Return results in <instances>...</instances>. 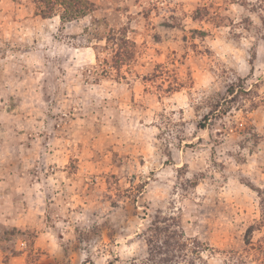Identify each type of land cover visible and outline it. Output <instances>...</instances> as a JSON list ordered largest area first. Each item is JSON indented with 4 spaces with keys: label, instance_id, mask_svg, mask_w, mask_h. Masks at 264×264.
Wrapping results in <instances>:
<instances>
[{
    "label": "rangeland",
    "instance_id": "374dc122",
    "mask_svg": "<svg viewBox=\"0 0 264 264\" xmlns=\"http://www.w3.org/2000/svg\"><path fill=\"white\" fill-rule=\"evenodd\" d=\"M91 1L0 0V264H264V0Z\"/></svg>",
    "mask_w": 264,
    "mask_h": 264
},
{
    "label": "trees",
    "instance_id": "16d2710c",
    "mask_svg": "<svg viewBox=\"0 0 264 264\" xmlns=\"http://www.w3.org/2000/svg\"><path fill=\"white\" fill-rule=\"evenodd\" d=\"M36 7L35 15L43 18L59 17L61 25L65 23L85 18L87 16L92 17L91 28L95 35L107 30L103 40H105V49H112L114 53V66L120 68L121 66L128 64L135 57V42L128 38L126 34L127 27L122 29H116L109 24L108 19L94 17V13L97 11V5L91 0H33ZM99 58V57H98ZM234 92V87L229 89V93ZM155 226V225H154ZM156 229H159L155 226ZM156 239H148L150 245V253L153 254L155 248L152 249L153 242ZM156 247V246H155ZM158 249V247H156ZM160 247L153 255L160 253ZM162 252V250H161ZM166 261V259H164ZM47 264V263H40Z\"/></svg>",
    "mask_w": 264,
    "mask_h": 264
}]
</instances>
